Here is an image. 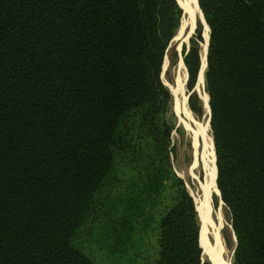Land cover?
<instances>
[{
	"label": "trees",
	"instance_id": "trees-1",
	"mask_svg": "<svg viewBox=\"0 0 264 264\" xmlns=\"http://www.w3.org/2000/svg\"><path fill=\"white\" fill-rule=\"evenodd\" d=\"M196 1L207 25L203 88L232 264H264V0ZM176 2L0 0V264H96L76 234L119 162L137 177L117 200L123 211L109 217L118 246L148 226L146 208L167 186L173 204L157 221L154 264H208L156 120L168 96L159 72ZM199 40L197 24L181 48L195 115L203 112L192 89Z\"/></svg>",
	"mask_w": 264,
	"mask_h": 264
},
{
	"label": "rangeland",
	"instance_id": "rangeland-1",
	"mask_svg": "<svg viewBox=\"0 0 264 264\" xmlns=\"http://www.w3.org/2000/svg\"><path fill=\"white\" fill-rule=\"evenodd\" d=\"M177 1L183 5V10L179 6L180 3L176 2L180 9L174 31L176 34L188 16V1ZM197 9L199 11L198 16L201 19L195 15L196 17L194 16L188 22L184 29L178 33V36L174 33L175 36L170 39L164 50L159 78L167 90L168 96L162 102V109L156 120L160 133L164 135L166 164L171 172L181 180L182 187L192 200L198 226V242L199 225L202 231L203 247L199 243L200 259L208 264H232L235 239L226 208L220 201L218 193L210 192L205 188L211 164L210 149L205 141L208 142L209 137L212 140V137L209 123H207V95L200 75L192 89L203 103V112L200 115H195L190 110L189 112L185 111L183 106V103L187 106L186 95L191 90L186 86L181 48L185 46L186 49L189 38L194 34V28L197 24L200 28L201 37V40L198 41L200 62L202 60L201 68L204 61L205 48H203V45H205L207 36L206 23L200 9ZM164 128L167 129L166 135L164 134ZM213 166L215 180L214 159ZM131 175L134 176L128 164L125 162L117 164L116 177L112 182V187L106 188L99 195L101 198L98 207L86 219L84 225L76 234V245L96 264H154L157 258V221L164 210L173 204L169 187L166 186L153 204L146 208V213L149 215L148 226L140 228L136 225L138 235L137 237L134 236L131 242L122 244L119 247L116 243L118 228L110 227L111 220L109 217L111 213L112 218H116L123 211V206L120 205L121 202H117L118 198H123L124 194L130 193L131 180L137 177L135 175L130 178ZM110 205H116V211H112ZM93 215H96V217ZM115 229L117 232H114ZM113 234L114 237H112Z\"/></svg>",
	"mask_w": 264,
	"mask_h": 264
},
{
	"label": "bare ground",
	"instance_id": "bare-ground-1",
	"mask_svg": "<svg viewBox=\"0 0 264 264\" xmlns=\"http://www.w3.org/2000/svg\"><path fill=\"white\" fill-rule=\"evenodd\" d=\"M187 1H188L187 2V4H188V16L186 17V20H185L183 26L181 27V29H179V31L177 32V34H176L177 36H178V33H180V31L182 29H184V27L188 24V22L191 21V19L195 15L198 16V13H199V11L197 9L198 7H197V4H196V1L195 0H187ZM189 24H191V23H189ZM203 48H205V45H203ZM201 55L203 57V52L201 53ZM203 65H204V61H203ZM183 106H184L185 111L189 112V109L187 108L185 103H183ZM206 108H207V106H206ZM205 140H207V138H205ZM205 142L208 144V147H209L210 153H211V164H210V167H209V170H208L207 179H206V187L205 188L208 191H210V192L214 191V192L218 193V190H217V188L215 186V182H214L215 180H214V177H213V172H214L213 159H214V156H213V152H212L213 151L212 140L209 137L208 142L207 141H205Z\"/></svg>",
	"mask_w": 264,
	"mask_h": 264
},
{
	"label": "water",
	"instance_id": "water-1",
	"mask_svg": "<svg viewBox=\"0 0 264 264\" xmlns=\"http://www.w3.org/2000/svg\"><path fill=\"white\" fill-rule=\"evenodd\" d=\"M197 3V2H196ZM201 13V12H200ZM195 24V22H194ZM206 25V24H205ZM206 40H205V51H204V65L202 68L199 67V70H198V74H197V78L198 76L200 75L202 77V84H203V71H204V68H205V65H206V62H205V55H206V48H207V41H208V33H207V25H206ZM188 46H186L187 48ZM182 60V59H181ZM207 95V94H206ZM188 96V94L186 95ZM208 99V97H207ZM207 99H206V104H207ZM207 113H208V118H207V123H209V109H208V105H207ZM219 194V193H218ZM221 201V200H220ZM222 202V201H221Z\"/></svg>",
	"mask_w": 264,
	"mask_h": 264
}]
</instances>
